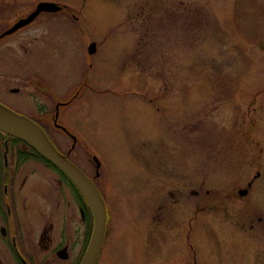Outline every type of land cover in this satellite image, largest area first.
Returning <instances> with one entry per match:
<instances>
[{"label":"rangeland","instance_id":"1","mask_svg":"<svg viewBox=\"0 0 264 264\" xmlns=\"http://www.w3.org/2000/svg\"><path fill=\"white\" fill-rule=\"evenodd\" d=\"M38 1L0 0V33ZM47 1L63 9L0 41V100L54 114L32 81L73 90L77 141L52 135L89 175L100 162L96 264H264V0ZM50 171L29 162L27 192L64 213Z\"/></svg>","mask_w":264,"mask_h":264},{"label":"flooded vegetation","instance_id":"2","mask_svg":"<svg viewBox=\"0 0 264 264\" xmlns=\"http://www.w3.org/2000/svg\"><path fill=\"white\" fill-rule=\"evenodd\" d=\"M47 13L51 14V12H41L38 16ZM32 84L37 92L54 103V114H51V111L41 114L43 112L39 108L37 115H30L14 107L12 103L0 100V104L36 123L57 149H59V144L52 135V131L55 130H60L65 136H70L74 144L77 140L69 128L70 124L63 110L67 102L73 99V90H70L65 100L61 101L63 99L53 87L45 86L40 81H32ZM10 91L16 93L18 88H11ZM2 141L3 145H0V264H79L86 251L93 228L89 203L74 183L52 164L55 166L53 167L50 161L33 156L22 159L19 156L20 150L30 153L31 146L21 140L9 148L6 136ZM69 160L74 163L71 159ZM29 162H37L51 169V179L58 189L62 183L67 185L68 201L64 213L59 203L57 205L48 204L40 187L37 201L35 202L30 197L27 186L36 180H32L30 174L24 172ZM74 164L95 184L94 179L99 174L91 176L81 166ZM74 248H77V251H74Z\"/></svg>","mask_w":264,"mask_h":264},{"label":"water","instance_id":"3","mask_svg":"<svg viewBox=\"0 0 264 264\" xmlns=\"http://www.w3.org/2000/svg\"><path fill=\"white\" fill-rule=\"evenodd\" d=\"M61 8L60 5L52 1H38L33 10L27 13V15L15 20L2 33H0V39L30 24L41 12L54 13ZM95 50L96 44L92 41L87 47V52L92 54ZM0 132L16 137L34 148L40 156L58 167L82 193L92 211L93 228L86 251L79 264H96L104 239L106 207L104 200L93 181L74 163H72L66 155L60 153L55 148L43 130L36 123L1 104ZM92 161L95 165V176H97L99 174L98 169L100 167V162L95 156H93ZM250 184L251 183L249 182L247 186H250ZM247 192V188H241L238 190V195L244 196Z\"/></svg>","mask_w":264,"mask_h":264},{"label":"trees","instance_id":"4","mask_svg":"<svg viewBox=\"0 0 264 264\" xmlns=\"http://www.w3.org/2000/svg\"><path fill=\"white\" fill-rule=\"evenodd\" d=\"M5 136L8 138V143H9V148L11 147V145L12 144H15V143H17L18 141H21L20 139H18V138H16V137H13V136H10V135H6V134H4V133H2V132H0V145H3V141L2 140H4V138H5ZM30 153H26V152H24L23 150H20V153H18V154H20L19 156L20 157H22V159H25V158H27V157H31V156H33V157H35V158H37V159H42V160H45V161H48V160H46L45 158H43L42 156H40L38 153H37V151L34 149V148H32V147H30V151H29ZM51 165H52V163H51ZM53 166V165H52ZM53 167H55V166H53Z\"/></svg>","mask_w":264,"mask_h":264}]
</instances>
